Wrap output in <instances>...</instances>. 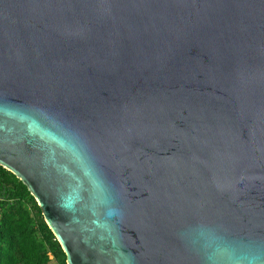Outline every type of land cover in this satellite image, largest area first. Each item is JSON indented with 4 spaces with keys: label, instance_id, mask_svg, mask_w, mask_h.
<instances>
[{
    "label": "water",
    "instance_id": "water-1",
    "mask_svg": "<svg viewBox=\"0 0 264 264\" xmlns=\"http://www.w3.org/2000/svg\"><path fill=\"white\" fill-rule=\"evenodd\" d=\"M0 165L66 264H264V0H0Z\"/></svg>",
    "mask_w": 264,
    "mask_h": 264
},
{
    "label": "trees",
    "instance_id": "trees-1",
    "mask_svg": "<svg viewBox=\"0 0 264 264\" xmlns=\"http://www.w3.org/2000/svg\"><path fill=\"white\" fill-rule=\"evenodd\" d=\"M0 264H66L35 198L1 165Z\"/></svg>",
    "mask_w": 264,
    "mask_h": 264
}]
</instances>
